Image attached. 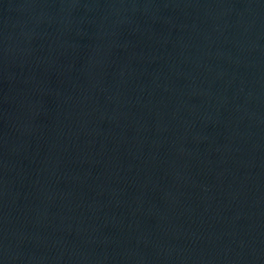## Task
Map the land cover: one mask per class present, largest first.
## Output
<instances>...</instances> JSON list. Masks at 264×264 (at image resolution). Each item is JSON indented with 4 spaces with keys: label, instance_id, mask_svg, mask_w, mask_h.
<instances>
[{
    "label": "water",
    "instance_id": "water-1",
    "mask_svg": "<svg viewBox=\"0 0 264 264\" xmlns=\"http://www.w3.org/2000/svg\"><path fill=\"white\" fill-rule=\"evenodd\" d=\"M0 264H264V0H0Z\"/></svg>",
    "mask_w": 264,
    "mask_h": 264
}]
</instances>
